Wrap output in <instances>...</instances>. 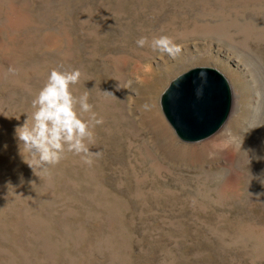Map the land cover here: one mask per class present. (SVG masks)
I'll use <instances>...</instances> for the list:
<instances>
[{"label": "rangeland", "instance_id": "rangeland-1", "mask_svg": "<svg viewBox=\"0 0 264 264\" xmlns=\"http://www.w3.org/2000/svg\"><path fill=\"white\" fill-rule=\"evenodd\" d=\"M161 34L175 58L136 44ZM200 67L233 106L189 144L161 99ZM53 68L80 70L103 123L91 166L45 176L14 133ZM0 264H264V0H0Z\"/></svg>", "mask_w": 264, "mask_h": 264}, {"label": "clouds", "instance_id": "clouds-1", "mask_svg": "<svg viewBox=\"0 0 264 264\" xmlns=\"http://www.w3.org/2000/svg\"><path fill=\"white\" fill-rule=\"evenodd\" d=\"M136 44L173 58L182 50L171 36L164 34L151 39L142 36ZM81 75L79 69L53 68L31 102L30 117L15 129L19 154L33 172L50 175V168L60 164L67 153L78 156L88 166L99 155L90 146L95 143L94 129L103 123V118L93 111L88 92L75 94L73 86L80 82Z\"/></svg>", "mask_w": 264, "mask_h": 264}, {"label": "water", "instance_id": "water-1", "mask_svg": "<svg viewBox=\"0 0 264 264\" xmlns=\"http://www.w3.org/2000/svg\"><path fill=\"white\" fill-rule=\"evenodd\" d=\"M161 106L179 139L193 144L213 137L225 126L233 92L220 71L200 67L176 79L163 94Z\"/></svg>", "mask_w": 264, "mask_h": 264}, {"label": "bare ground", "instance_id": "bare-ground-1", "mask_svg": "<svg viewBox=\"0 0 264 264\" xmlns=\"http://www.w3.org/2000/svg\"><path fill=\"white\" fill-rule=\"evenodd\" d=\"M224 137H225V134L221 135L220 137L215 139V141L208 143V145H205L202 148L206 149L207 151L210 149H214L216 150L215 152H221L220 150H222V148H225L224 147Z\"/></svg>", "mask_w": 264, "mask_h": 264}]
</instances>
